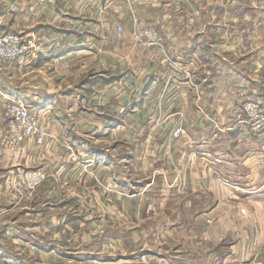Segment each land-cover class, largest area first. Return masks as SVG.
I'll use <instances>...</instances> for the list:
<instances>
[{
  "label": "crops",
  "instance_id": "obj_1",
  "mask_svg": "<svg viewBox=\"0 0 264 264\" xmlns=\"http://www.w3.org/2000/svg\"><path fill=\"white\" fill-rule=\"evenodd\" d=\"M13 5L20 11L16 18L8 10ZM133 15L141 24L153 21L157 25L162 47L146 48L131 37ZM263 15L264 6L250 7L239 0H0V32L19 28V32L37 38L38 56L23 76H36L52 67L60 79L89 72L95 75L92 78L97 77L86 101L85 119L74 103L69 108L75 109L71 120L74 125L100 123L102 130L96 140L111 143V147L104 144L101 149L92 138H84L81 147H74L81 155L78 160L86 164L79 163L81 170L69 164L63 172L56 167L60 157L51 158L58 159L55 166L30 155L32 140L8 148L0 122L2 220L8 221V175L42 164L60 181H71L77 172L84 175L83 187L74 189L75 194L84 189L82 195L72 198L85 199L84 220L92 224L89 233L98 225L104 233L90 238L91 242L103 238L100 246L90 243L82 247L86 255L80 264H264V135L254 131L240 114L242 102L249 99L258 100L264 114ZM49 38L56 41L45 45ZM185 71L190 78L185 77ZM3 80L2 84L0 77V90L8 95V72ZM126 92L136 94L131 104L124 101ZM13 94L24 97L18 91ZM37 99L32 95L25 101ZM171 110L184 112L183 137L172 150L176 162H183L190 147L202 161L198 169L190 171L186 196L173 195L168 187V160L161 169L142 160V168L153 175L147 183L139 184L124 175L127 161L133 164L139 157L136 151L144 144L149 158L157 152L158 144L167 137L170 141L168 133L157 136L155 131L138 132L137 128L154 125L157 113ZM170 123L171 118L163 121L164 125ZM79 136L61 135L73 144ZM59 140V135L54 138ZM123 144L130 147L124 150ZM210 168L216 170L217 177L210 176ZM138 171L132 166L128 172ZM160 172L165 177L161 178ZM92 173L113 184L101 190L89 176ZM129 185L128 198L138 201L130 212L122 193ZM152 186L162 190L156 204L162 211H157L153 202L141 212ZM221 192L227 197H221ZM238 201L259 222L257 227L250 221V228L238 230ZM107 202L111 210L93 215L102 207L107 209ZM208 218L228 223L227 229L218 228L216 223L208 226L216 233L209 246L201 241L206 238L203 220ZM159 219L170 227L172 222L188 224L184 229L176 228L179 237L178 232L165 230V242L160 246L143 243L147 222ZM112 230L115 232L110 234Z\"/></svg>",
  "mask_w": 264,
  "mask_h": 264
},
{
  "label": "rangeland",
  "instance_id": "obj_2",
  "mask_svg": "<svg viewBox=\"0 0 264 264\" xmlns=\"http://www.w3.org/2000/svg\"><path fill=\"white\" fill-rule=\"evenodd\" d=\"M239 1H242L243 4L250 7H258L259 5L264 6V0ZM19 12L20 11L16 12V8L14 12L10 11L12 17L14 18H16L15 16H17ZM133 19L137 20L138 18L133 15L132 26L130 25L131 37L134 39L135 37L133 31L136 28L133 27ZM137 24V27L142 26V24L138 20ZM13 30L8 29V32L2 31L0 32V35L15 33L22 36L32 37L34 39L35 50L36 52L38 51V46L36 43L37 38L35 39V37L33 36H29L27 34L19 32V28H17L16 30L14 28ZM117 34H120L119 29L117 30ZM54 40L55 38H49V42L45 43V45H50L54 42ZM138 44L143 46L140 43ZM37 56L38 52L34 58H32L30 61H27L25 64H21L18 62L12 64L0 63V77H2V84L4 83L3 79L5 74L8 72L9 91L7 95L5 94V92L0 90V108L2 106L3 96L5 95L13 100H19L26 103L27 106L31 109L30 111H32L36 116L40 130L45 133L44 140L40 144H38L33 137L15 143L12 142L8 134V148L12 149L20 144L25 143V141L27 140H32L33 151H30L31 156L36 155L37 157H39V159H42V162H46L47 164L53 163L56 166L58 159L50 161L51 158H53L55 155L58 158L60 157V163L56 167H61V170L63 172L66 170L69 164H71L72 166H77L76 170H81L78 168L80 167V164L84 166L86 163L84 161L78 160L77 157L81 155H78L76 153V147L74 146L81 147L85 143L84 138H92L91 140H94L101 149L103 148L104 144H107L105 146L111 147V143L109 144L110 140H96L97 133H100L102 130V126L100 125V123H95L94 126L86 124L74 125L73 121L71 120L74 115L75 109L74 107L72 109L69 108L70 106H73L74 103H76L75 105H77L78 110L82 111V119H85L84 114L87 108L86 101L90 99V96L93 93L92 87L95 85L97 77L92 78L95 75H89V72L86 74L78 75L76 78L67 77L60 79L56 74V70L52 67H46V69L42 70L41 73L36 76H23L22 72L26 71L28 66L32 64L33 60L37 58ZM81 58H86V55H83ZM126 82L129 83L127 80ZM96 84L100 85L101 82H97ZM97 88L98 90L100 89V87L98 86ZM15 91H18L27 99L13 94V92ZM73 91H75L76 94ZM32 92L36 94H33ZM11 95H13L14 97H12ZM32 95L38 99L31 102L25 101L30 100V96ZM134 97H136L135 93L126 92V94L124 95L125 103L131 104ZM99 98H101L100 93ZM246 101L242 102L240 108V114L244 119L243 121H246L243 108ZM157 111H159V109ZM183 113L184 112L179 110L175 112H172L171 110L168 114L161 112V115L157 113L154 125L147 126L148 128L142 125L137 128L138 132L140 130H145L144 132H148L150 130H152L153 132L155 131L157 133V136H159L160 134L167 135L168 133V135L170 134V141H167V137V140H163L162 143L158 144L157 152L153 154V157L156 158L155 161L153 160V157L147 158L149 154H146L144 152L145 150H147L146 148H144V144L140 152L136 151V154L139 155V157L136 158V161L133 162V164L131 163V161H127V164L124 166V175L126 177L132 178V180L139 184L147 183L150 178L153 179V175L149 173V170L147 168H142V160H148V164H151L153 167L158 166L157 169H161L165 164V161L168 160L171 166V173L166 174L167 179L171 181L168 184V187H170V189L172 190L173 195L186 196L188 192L190 171L192 169H198V163L199 161H202L198 156V153L194 149H190L191 147L187 149V153L185 154V157H183V162H176V159L173 157L172 150L175 149V147H179L177 146L176 141L178 138L183 137L181 135L184 133L185 129ZM1 115L3 116L2 111L0 110V116ZM168 118H171L170 125H164L163 121ZM0 122L3 124L2 121ZM89 122L91 123L92 119H89ZM132 128L133 127H131V129ZM176 130H179L181 132V135L178 137H175L173 135ZM87 132L95 133H93V136L88 137L86 136ZM73 133H79L80 135L78 137V140L75 142L76 144L70 143L66 139V137H61V135ZM58 135L60 136V140L54 141V138L56 139ZM128 147L130 146L123 144L122 148L126 150L128 149ZM192 152H194V155H191ZM34 166L35 167L33 169L26 170L24 168L23 170L8 175V221L2 220V216H0V249H2L0 251V264H80L79 262H84V256L86 255L85 251H82V247L88 246L90 243H92V245L94 244V247L100 246L103 238H101L102 240H98L97 238H95L92 242L90 241V238L94 235H97L98 233H104V230L100 229V225H98V229H96V231H93V233H89L88 230L91 228L92 224L87 223L84 220V217L86 216L85 199L84 197H82V201H77L76 198H72V195H82V191L84 189L76 194L74 193V189L78 186L83 187L84 175L77 172L74 176H72V186L70 187L68 184V181L70 180L67 179L68 181H60L57 176H54L49 172L51 170L49 166H47L46 169L42 168V164ZM132 166H136L140 171H138V173L128 172L132 168ZM210 170L213 171L212 173L210 171V176L212 175L211 177H217V174L215 172L216 170L211 168ZM36 172H40L45 176L41 181L37 183L30 179V175ZM160 173L161 178L165 177V174L163 172ZM95 174L96 173H92L89 174V176L93 178L95 185L101 190L106 191L108 186L110 184H113L104 183L99 177H96ZM208 176L209 173L207 177ZM207 177L205 178L209 179ZM163 182H165L164 179ZM130 189L131 185L127 187L125 186L124 192H122L125 194L124 198H126V203L124 204L126 207V211L129 212L131 211V206L138 205V201H133L128 198V192L130 191ZM95 191H97L98 195L100 196V191H98L97 189ZM160 191L162 190H160L159 188H155L154 186L150 187L147 190V196L149 198H146L144 200V203L141 204V212L146 211L144 210L145 206L151 205L153 202L155 205L158 204L159 198H157V196ZM220 196L227 197L225 194H222V192ZM127 202L130 204H128ZM105 205L107 209H104L102 207V210L96 211V213H93V215H98L99 213H104L111 210L112 207H110L111 204L109 202H107ZM88 208L90 209V206ZM118 211L121 212L120 209H118ZM157 211L162 210H158L157 206ZM217 212H220V210ZM237 212L238 230L250 228V221L252 222L253 227H257L259 225V222L254 221V218L252 219L249 212L246 211L245 205H243L239 201L237 203ZM245 215L247 217V220L244 219ZM95 223L96 225L98 224L97 222ZM213 223H216L218 228H228L227 222L221 221L220 223H218V219H204L203 225L207 226L204 230L206 233V241L204 239H201V241L205 242V245L208 244V246L210 245L209 239L214 240L213 236L216 234L213 230L208 228V226L213 225ZM103 224L105 223L103 222ZM142 224L143 223H141V225ZM177 224L178 223L172 222V227H170L167 223L164 222V220L159 219L155 221H148V227L143 225V227H147L148 229V232H146V234H144L145 236L142 238L143 243H151L153 245L160 246V244H163L165 242V230H173L175 232H178V230L186 228L188 223L182 222L178 225ZM114 232L115 231L112 230L110 234H113ZM211 233L213 234L208 236V234ZM177 234L178 237L181 236L180 232H178ZM127 242L131 243V239H128ZM147 246L149 245L147 244ZM160 251L163 252V250ZM256 264L258 263L256 262Z\"/></svg>",
  "mask_w": 264,
  "mask_h": 264
},
{
  "label": "built area",
  "instance_id": "obj_3",
  "mask_svg": "<svg viewBox=\"0 0 264 264\" xmlns=\"http://www.w3.org/2000/svg\"><path fill=\"white\" fill-rule=\"evenodd\" d=\"M8 10L14 12L15 6H10ZM137 25V20L133 19V27L136 28L133 31L134 39L137 43L147 48L162 47L163 39L155 23L149 22L138 27ZM37 52L32 37L15 33L0 35V63L12 64L18 62L25 64L34 58ZM185 77L190 78L189 72L185 71ZM243 108L246 117L245 122L250 124L254 131L264 135V114L260 102L247 100ZM0 110L3 114V116H0V121L4 125V139L7 144L8 134L12 142L15 143L32 137L35 138L38 144L44 140L45 133L40 130L36 116L30 111L31 109L26 103L13 100L5 95ZM173 135L178 137L181 132L176 130ZM191 155H194V152ZM44 177V174L40 172L30 175V179L35 183L41 181Z\"/></svg>",
  "mask_w": 264,
  "mask_h": 264
}]
</instances>
